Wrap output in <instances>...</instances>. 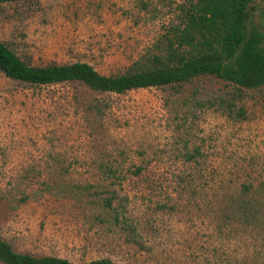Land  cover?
<instances>
[{
  "label": "rangeland",
  "instance_id": "1",
  "mask_svg": "<svg viewBox=\"0 0 264 264\" xmlns=\"http://www.w3.org/2000/svg\"><path fill=\"white\" fill-rule=\"evenodd\" d=\"M182 1L0 3V41L29 65L81 61L121 73L154 51ZM193 145L199 165L181 156ZM106 166L118 168L119 184ZM241 182L256 187L264 213L263 87L237 90L200 75L113 93L0 72V239L16 253L73 263L264 264V227L243 224L233 203ZM110 194L134 230L102 204Z\"/></svg>",
  "mask_w": 264,
  "mask_h": 264
},
{
  "label": "trees",
  "instance_id": "2",
  "mask_svg": "<svg viewBox=\"0 0 264 264\" xmlns=\"http://www.w3.org/2000/svg\"><path fill=\"white\" fill-rule=\"evenodd\" d=\"M10 1L15 0H0V3ZM176 7L175 20L168 24L154 51L143 52L121 73L102 74L81 61L29 65L1 41L0 72L29 84L77 81L94 91L113 93L179 84L200 75H212L237 90L264 88V0H186ZM223 104L227 110L233 106L232 102ZM235 113L241 116L242 109L239 107ZM181 156L199 165L203 153L200 145H193L184 149ZM132 167L131 174L139 175L142 167ZM106 174L119 184L117 167L106 166ZM255 188L251 182H241V194L233 198V203L243 224L264 227V213L258 211L253 194ZM113 198V194L104 197L102 204L114 210L116 224L127 228L130 224L127 225L120 212L121 207H111ZM157 205L161 208L164 203ZM130 229L134 227L130 225ZM0 260L5 264H119L107 258L73 263L56 256L34 257L14 252L1 239Z\"/></svg>",
  "mask_w": 264,
  "mask_h": 264
}]
</instances>
